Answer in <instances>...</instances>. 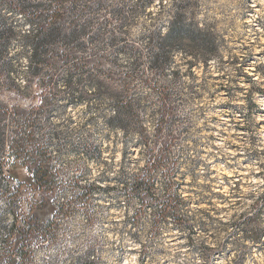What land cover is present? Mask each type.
<instances>
[{
	"label": "rangeland",
	"instance_id": "obj_1",
	"mask_svg": "<svg viewBox=\"0 0 264 264\" xmlns=\"http://www.w3.org/2000/svg\"><path fill=\"white\" fill-rule=\"evenodd\" d=\"M192 1L195 20L213 33L212 58L189 67L181 53L161 77L145 66L133 74L147 140L134 134L125 142L109 130L103 106L63 108L65 101L47 97L51 109H40L38 90L34 99L0 92V105L17 109L9 117L33 120L30 145L48 136L46 161L58 182L77 175L79 187H95L75 199L77 187L39 190L25 168H9L11 183L22 185L23 213L46 221L70 200L56 238L35 250V264H264V0ZM152 2L155 14L160 0ZM7 16L28 29L19 13ZM142 23L149 19L129 28L132 37ZM117 63L102 62L117 74L133 59ZM86 140L101 147L99 161ZM145 167L152 196L125 194L120 183Z\"/></svg>",
	"mask_w": 264,
	"mask_h": 264
},
{
	"label": "trees",
	"instance_id": "obj_2",
	"mask_svg": "<svg viewBox=\"0 0 264 264\" xmlns=\"http://www.w3.org/2000/svg\"><path fill=\"white\" fill-rule=\"evenodd\" d=\"M6 1L0 0V92L34 99L38 90L40 109H51L47 97L65 101L63 108L81 104L103 106L111 112L105 125L109 130L121 131L125 142L134 134L147 140L139 117V94L133 91L131 82L141 66L161 77L178 54L190 57L189 67L196 60L207 63L212 58L213 33L195 20L192 0H171L168 5L160 0L155 14L152 0ZM14 3L18 5L16 9L12 8ZM8 12L19 13L22 26L28 25V29H19ZM153 14L156 18H152ZM141 19H149V23H142L141 32L132 37L129 28ZM122 56L133 59L128 70L115 74L103 67L102 62H106L119 69L117 61ZM173 72L177 76L179 71ZM140 82L146 84L147 79ZM163 95L159 91L161 108H165ZM12 109L0 105V264H35V250L56 238L70 200L65 198V203H59L51 219L41 221L30 211L28 217L19 207L22 185L19 181L11 183L9 168L16 164L25 168L39 190H52L62 182L66 187H77L75 199L93 196L95 187L89 182L79 187L77 175L58 182L46 161L48 136L42 134V145L36 141L30 145L33 120L9 117L10 110L13 115L18 113ZM86 142L87 149L95 152L99 161L101 147ZM144 170L142 175L135 173L131 180L125 178L120 183L125 194L130 189L152 196L151 170Z\"/></svg>",
	"mask_w": 264,
	"mask_h": 264
}]
</instances>
